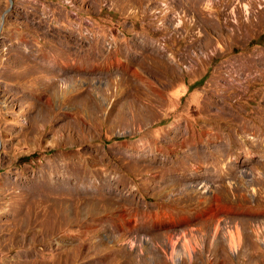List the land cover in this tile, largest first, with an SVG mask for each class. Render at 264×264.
I'll return each instance as SVG.
<instances>
[{
  "label": "rangeland",
  "instance_id": "1",
  "mask_svg": "<svg viewBox=\"0 0 264 264\" xmlns=\"http://www.w3.org/2000/svg\"><path fill=\"white\" fill-rule=\"evenodd\" d=\"M0 264H264V0H0Z\"/></svg>",
  "mask_w": 264,
  "mask_h": 264
},
{
  "label": "bare ground",
  "instance_id": "2",
  "mask_svg": "<svg viewBox=\"0 0 264 264\" xmlns=\"http://www.w3.org/2000/svg\"><path fill=\"white\" fill-rule=\"evenodd\" d=\"M179 1L182 2V1H191V0H179ZM194 1H195L196 4H199V0H194ZM204 2H205V1H204ZM209 2H210V1H209ZM209 2H208V3H209ZM208 3H207V4H208ZM214 3H215V2H214ZM198 7H199V6H198ZM208 7H209V6H208ZM152 47H153V46H152ZM154 48H155V47H154ZM156 56H157V55H156ZM95 60H97V59L94 58L93 61H95ZM114 64H115V63H114ZM67 65H69V64L67 63ZM178 136H179V135H178ZM153 148H154V147H152V149H153ZM139 151H141V150H139ZM152 154H153L154 157H158V155H159V154L157 153L156 150H154ZM232 237H233V236H232ZM230 240H231V243L234 245V240H233V239H230Z\"/></svg>",
  "mask_w": 264,
  "mask_h": 264
},
{
  "label": "water",
  "instance_id": "3",
  "mask_svg": "<svg viewBox=\"0 0 264 264\" xmlns=\"http://www.w3.org/2000/svg\"><path fill=\"white\" fill-rule=\"evenodd\" d=\"M10 1V0H9ZM5 12H7V11H5ZM1 18H3V15L1 16Z\"/></svg>",
  "mask_w": 264,
  "mask_h": 264
}]
</instances>
